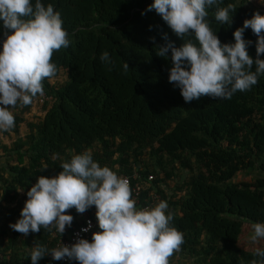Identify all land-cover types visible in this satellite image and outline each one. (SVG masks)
Returning <instances> with one entry per match:
<instances>
[{"label":"trees","instance_id":"1","mask_svg":"<svg viewBox=\"0 0 264 264\" xmlns=\"http://www.w3.org/2000/svg\"><path fill=\"white\" fill-rule=\"evenodd\" d=\"M152 2L43 0L60 12L70 45L53 53L58 73L43 81L49 101L40 104L38 95L30 105L18 104L10 109L14 127L0 131V264H31L35 247L50 251L84 224L70 209L72 226L62 236L41 228L25 237L9 227L37 178L57 175L84 151L141 188L138 208L167 201L172 226L184 236L170 264H260L255 249L264 240L254 244L250 237L251 225L264 222V76L231 99L186 103L168 80L170 53L165 59L155 49L184 41L155 10L141 15ZM248 2L218 5L236 8L230 26L215 20L216 7L208 10L222 43H234L233 32L255 12L264 15ZM6 31L0 28V40ZM244 38L253 42L248 52L255 59L256 35L249 28ZM105 51L112 64L100 60ZM38 264L78 262L47 255Z\"/></svg>","mask_w":264,"mask_h":264},{"label":"clouds","instance_id":"2","mask_svg":"<svg viewBox=\"0 0 264 264\" xmlns=\"http://www.w3.org/2000/svg\"><path fill=\"white\" fill-rule=\"evenodd\" d=\"M223 2L153 0L141 13L155 10L184 41L180 47L168 41L155 49L165 59L170 53L168 80L186 103L204 96L231 99L237 92L251 90L264 76V59L260 58L264 54V15L255 12L233 32L234 43H222L209 24L208 10L216 7L215 20L230 26L236 8L233 4L218 7ZM0 28L9 30L0 40V131H8L15 125L10 109L30 105L38 95L40 104L49 101L42 96L43 81L57 75L53 53L68 48L70 40L60 12L52 4L45 6L43 0H0ZM249 28L257 37L255 59L248 52L253 42L244 38ZM164 38L167 40L166 34ZM100 60L113 63L107 51ZM122 68L127 73L128 63ZM61 168L55 176L37 178L26 192L20 218L9 227L25 237L41 228H54L62 236L74 219L68 210L75 208L83 214L95 206L100 231L92 233L91 241L78 237L74 243H62L50 251L37 246L30 253L31 264L47 255L78 264H170L169 258L180 250L184 236L172 226L167 201L138 208L129 180L101 166L91 151L74 155ZM251 227V242L264 240V222ZM91 228L89 221L80 231L87 233ZM255 255L264 264V248H256Z\"/></svg>","mask_w":264,"mask_h":264},{"label":"built area","instance_id":"3","mask_svg":"<svg viewBox=\"0 0 264 264\" xmlns=\"http://www.w3.org/2000/svg\"><path fill=\"white\" fill-rule=\"evenodd\" d=\"M125 178H127V177H125ZM135 178L136 177L134 176V179ZM127 179L129 180V183H130V179L129 178H127ZM149 180H151V178H149ZM130 188H131V185H130ZM131 190H132V198L136 201V206H137L139 204L141 188L140 187H134V188H131ZM152 199L155 200L156 197H152ZM71 210H73L78 215L79 219H82L81 223L84 222V224L83 225H78V227H76V228L74 227L72 229L71 233L68 234L66 238L62 237L58 241V243L56 245V248L62 246V243L70 245V244L74 243L78 237H83V238L88 239L89 241H91L92 233L96 232V231H100L99 228H98V225H97V218H96V215H95V213H96L95 206H93L92 208L86 210L83 214L76 212L75 208H73ZM89 221H91V224H92L91 230L89 232H87V233L81 232L80 231L81 228L87 227ZM50 257H51V255H50ZM51 259H52V257H51ZM54 261H56V260H54ZM65 261H67V260H61V261H58V262H65Z\"/></svg>","mask_w":264,"mask_h":264},{"label":"rangeland","instance_id":"4","mask_svg":"<svg viewBox=\"0 0 264 264\" xmlns=\"http://www.w3.org/2000/svg\"><path fill=\"white\" fill-rule=\"evenodd\" d=\"M248 4H250V7H258L260 9H264V0H249ZM61 78H59L60 80ZM250 176V178L254 179L256 178V176L258 177H261L260 174H255V173H250V174H247L246 177Z\"/></svg>","mask_w":264,"mask_h":264}]
</instances>
